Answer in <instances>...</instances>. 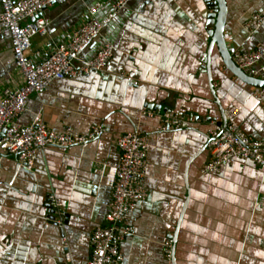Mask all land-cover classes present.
<instances>
[{"label":"crops","instance_id":"1","mask_svg":"<svg viewBox=\"0 0 264 264\" xmlns=\"http://www.w3.org/2000/svg\"><path fill=\"white\" fill-rule=\"evenodd\" d=\"M96 1L58 0L48 7L49 33L33 39L31 57L41 61L69 40ZM227 7L229 48L254 51L264 30L250 34L244 23L264 9V0H227ZM209 13L205 0H133L121 15L105 74L55 81L31 96L20 124L40 116L56 133H101L86 144L47 148L28 169L12 156L3 159L0 264H88L93 231L109 225L117 141L133 132L150 141L149 197L124 220L133 236L122 245L123 264H264V171L235 159L218 174L203 172L212 159L208 143L225 126L227 111L237 109L243 132L264 140V105L212 46ZM23 84L6 32L0 99ZM157 113L179 119L181 127L164 130ZM51 196L67 214L63 226L55 224L60 217ZM168 241L175 245L173 263L165 256Z\"/></svg>","mask_w":264,"mask_h":264},{"label":"built area","instance_id":"2","mask_svg":"<svg viewBox=\"0 0 264 264\" xmlns=\"http://www.w3.org/2000/svg\"><path fill=\"white\" fill-rule=\"evenodd\" d=\"M57 1L1 0L0 38L6 32L11 35L16 67L24 84L5 89L0 99V175L6 156L16 158L21 167L28 169L35 164L39 153L47 148L86 144L101 133L100 128L94 129L89 136L75 137L70 131L56 133L44 124L40 116L30 125L19 123L31 96L49 89L55 81L106 73L117 49L121 15L133 0L94 2L87 8L85 20L71 33L69 40L59 41L49 56L36 61L31 57L33 39L48 35L51 23L43 13ZM31 19L33 21L29 22ZM244 29L250 34L264 30V9L253 14L244 23ZM232 59L249 77L264 81V40L254 51L234 50ZM250 94L264 105V89L252 88ZM153 115L160 118L164 130L178 129L182 125L179 119L170 115ZM225 119V126L219 127L218 135L208 143L212 159L203 172L218 174L223 165L235 159L251 161L264 171V140H254L243 132L237 109L227 111ZM117 145L120 159L115 165L117 178L106 215L109 225L93 231L88 264H123L122 245L133 236V228L124 226V220L149 197L144 184L150 149L148 137L138 132L128 133L118 139ZM49 204L52 212L60 217L55 224L63 226L67 214L63 212L61 202L51 196ZM174 247L173 241L165 243V256L169 263L174 261ZM65 251L66 261L70 263L67 244Z\"/></svg>","mask_w":264,"mask_h":264},{"label":"water","instance_id":"3","mask_svg":"<svg viewBox=\"0 0 264 264\" xmlns=\"http://www.w3.org/2000/svg\"><path fill=\"white\" fill-rule=\"evenodd\" d=\"M208 11V28L210 29L212 46H216L220 55L228 69H230L236 77L253 88L264 89V81L249 77L244 73L233 61V49L229 48L226 41V22H227V0H205Z\"/></svg>","mask_w":264,"mask_h":264}]
</instances>
